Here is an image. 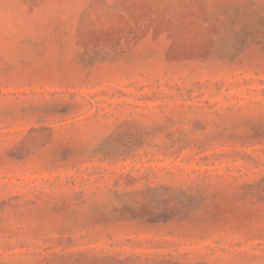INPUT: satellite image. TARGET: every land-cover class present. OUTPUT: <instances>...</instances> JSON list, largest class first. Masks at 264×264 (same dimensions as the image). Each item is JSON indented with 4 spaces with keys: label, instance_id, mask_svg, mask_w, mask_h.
I'll list each match as a JSON object with an SVG mask.
<instances>
[{
    "label": "rangeland",
    "instance_id": "obj_1",
    "mask_svg": "<svg viewBox=\"0 0 264 264\" xmlns=\"http://www.w3.org/2000/svg\"><path fill=\"white\" fill-rule=\"evenodd\" d=\"M0 264H264V0H0Z\"/></svg>",
    "mask_w": 264,
    "mask_h": 264
}]
</instances>
